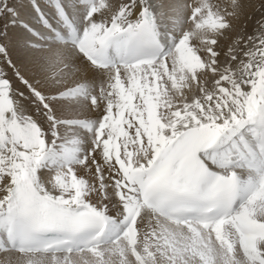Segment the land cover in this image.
<instances>
[{
  "label": "snow or ice",
  "instance_id": "snow-or-ice-1",
  "mask_svg": "<svg viewBox=\"0 0 264 264\" xmlns=\"http://www.w3.org/2000/svg\"><path fill=\"white\" fill-rule=\"evenodd\" d=\"M242 19L0 0V264H264V13Z\"/></svg>",
  "mask_w": 264,
  "mask_h": 264
},
{
  "label": "bare ground",
  "instance_id": "bare-ground-1",
  "mask_svg": "<svg viewBox=\"0 0 264 264\" xmlns=\"http://www.w3.org/2000/svg\"><path fill=\"white\" fill-rule=\"evenodd\" d=\"M39 2L41 4H43L45 2V0H39ZM213 2L221 5L222 7H226V6L231 7V0H213ZM243 2L246 4L247 19H242L241 21L238 22L236 32L240 31L241 28H244L246 25L245 30L247 31L248 34H251V32L253 31V29L256 26L255 20L258 19L262 13H264V1H261V0H243ZM41 11L47 13V16L49 17V23L52 24V26L55 27L56 30L61 32V34L63 35L64 34L63 22L58 21V18L53 15L52 10L47 9V8H42ZM22 15L24 16V18L29 23L34 24L38 30H40V31L44 30L43 21L37 17V13L34 10L29 8L26 13L22 12ZM164 23H165V25L168 26V28L171 27V24L169 21L165 20ZM236 32L229 33L228 35H229L230 39L225 40L223 43L225 45L230 43L231 39L235 38ZM95 76H96V73L91 72L88 74V79L91 81L95 78ZM3 195H4V192L2 190V185H0V197H2ZM3 259L4 258L2 256H0V262H2Z\"/></svg>",
  "mask_w": 264,
  "mask_h": 264
},
{
  "label": "rangeland",
  "instance_id": "rangeland-1",
  "mask_svg": "<svg viewBox=\"0 0 264 264\" xmlns=\"http://www.w3.org/2000/svg\"><path fill=\"white\" fill-rule=\"evenodd\" d=\"M261 1H264V0H261ZM42 264H51V262L49 260H44L42 261ZM80 264H82V262H80Z\"/></svg>",
  "mask_w": 264,
  "mask_h": 264
}]
</instances>
